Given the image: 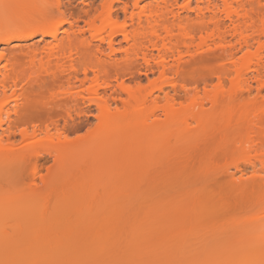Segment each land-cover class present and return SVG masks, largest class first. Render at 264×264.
I'll return each mask as SVG.
<instances>
[{"label": "bare ground", "instance_id": "bare-ground-1", "mask_svg": "<svg viewBox=\"0 0 264 264\" xmlns=\"http://www.w3.org/2000/svg\"><path fill=\"white\" fill-rule=\"evenodd\" d=\"M43 1H45L44 2L45 4L43 3ZM115 1L120 2L121 0H115ZM139 1H141V0H138V3L140 4ZM148 1L149 2L148 3L146 2L147 5H145V6H144L145 2H142L143 4L141 3L143 5V7H141L142 5L140 6L138 3L135 4V6L133 8L134 10H131V11L129 10L127 3L121 2V3H123L122 4L123 7L121 8L120 11L123 13L125 18H128L129 26H127L126 24H123L122 26L118 25L117 20L119 18V15H118L117 11H114L115 6L113 7L111 4H108L109 6L103 5L101 7V10L99 11L97 17L94 18L92 21H90V23H88V25H87L89 34L91 36L90 40H88L85 37L83 31H81V30L79 31L77 29L78 27L76 25L70 27V30H68L67 33L65 32V34H64L65 37L64 38L62 37L63 39L61 38L62 40L61 39L59 40L58 39L59 37L58 38L56 37L57 31L49 30L46 28L47 18L43 17V16H40L39 18H37V17H35V14L30 16L26 20H23L20 24L18 23V24H16V26L4 30L0 34V37L4 38L3 44L10 45V43H12L14 41H16L17 43H21V44L20 45L18 44L19 46H17V49L9 51L7 56H4V55L0 56V59L1 58L7 59V61L9 62V67H10V70H4V72L3 71L1 72V70H0V94H1V97L6 98L7 92H9L10 90H13V92H14V90H17L18 86L22 85L24 82L26 83V84L25 83L24 84L26 86L27 85L30 86L29 89L31 88L32 90H34V89L50 90L49 85L51 83L55 84V85L57 83L59 85H61V83H64L68 86V89H70V88L74 89L75 87H77L76 85H78L77 90L75 89L77 91V93L75 92V96L74 95L71 96V94H69L71 96L70 98L68 97V99H66V100H58L56 96L51 95V100L44 103L43 106H44V109L46 110V116L49 117V119L51 120V118L53 119L54 116H58V112H61V110H62V112H66L67 114H69L70 112H74V109L75 108L77 109L78 107H79V109H77V111L80 110L81 108H80V105H78L79 104L78 101L83 99L84 95H86L87 97L86 96L84 97V100L86 99L84 104H86L87 102H88V105L92 104L91 107H94L95 110L98 112V115H99L98 118H99L101 125H100V130L97 131V133L98 132L99 133L98 134L95 133L94 137H98V139L100 138L98 140L100 143L97 141H96L97 143H95L96 147H99V148H97V150L91 149L92 151H90L89 154L84 152L85 158L89 160V162L88 161L86 162L83 159L85 161V165H87V166L83 167L81 165H78V166L83 167L82 170H81V168H79V169H80L81 173L86 175V178L89 177V176H87V174L89 173L88 171H90V169H92L91 171H94L93 170L94 168H91L92 166H94L96 164L97 165L96 168H97L98 167L97 162L99 160H100V162L103 163V160L101 161L100 158L97 159L99 156L101 158L104 156L102 159H105V157L109 158V156L112 154V155L118 156V159H119L120 158L119 154L116 155L117 153H119V151L120 152L125 151V153L127 151H129L125 154L126 158L122 157L124 159V161L118 160L117 157L112 158L113 156L110 157L112 159H110V158L109 159L110 160L116 159V161L118 160V163H119V161H121V162L127 164V166L129 164L131 166L129 165L128 167L125 168L126 165L124 164V168H123V165H122L123 163H122L121 164L122 166H120V167L118 166V171L115 170V172H117L118 174L119 173L121 174L123 171L125 172V170L129 171L130 167H131V169H130V171H131L133 168V165L135 167V164L137 162V160H134L135 158H137L139 156V155L137 156V154H140V155L142 154L141 152L138 153V151H140L139 148H141L142 145L144 146L145 142H143V140H146L147 143H145V144H147V146L150 147V148H148L149 150H147L146 155H148L147 157H149V156L151 157L154 150L160 149L161 145L163 147H164V145H166L167 140L165 142V139H169V137H176L177 136V135L175 136L176 133L174 134L173 130H172L173 132L171 131L172 128L169 129L170 124H171V126L177 125L180 128H182L183 130H187L190 125H186V124H190V122H193V123H195V125L197 124L196 129L198 130V132H200L201 134L202 133L204 134V131H206L205 133H208V131H210L214 127L215 123H217L218 121L219 122L223 121V122H221V124L223 123V125H225L226 128L230 126L227 129H230L231 127H232L231 129H233V127H235V129L241 128V129H243V131L245 130L244 133L246 132L245 136L248 137V139H247L249 141L248 143L252 146L253 145L255 146V148L252 147L253 154H254L253 158L248 160L247 166L243 167V168L237 166V167H235L234 172H231L228 175V177L230 178L229 179L230 182L227 185V187L231 191H233L235 193H241V194L244 193L246 190L248 191V188H250L249 189L250 191H253L254 189H256V190L257 189H260V190L264 189V178H262V180L260 179V181L253 180L249 183H243L241 181H240V183L235 182L236 176L237 175L243 176V174L246 173L249 168L253 171V173L255 175H259V176L264 175V151H263V149H264V131L263 130L264 129H262L260 127V125L261 126L264 125V124H262V123H264V105L261 102L262 99H264V0H216V2L211 0V1H209V6L206 8L203 7L202 2H199L195 6V8H192L190 6V4L187 3V5H185V7L183 8L185 10V13H182V12H179V11H176L173 9L175 2H176V1L173 2V0H148ZM38 2L40 3L39 5H41L42 10L45 9L47 12H49V13L46 12V14H48L49 17L51 15H54V13L60 15L62 13L61 12L62 8L65 7L64 3H62V0H53V2H48V3L46 0H38ZM65 8H67V7H65ZM183 9H182V11H183ZM192 13L194 14L193 18L191 17ZM97 23H99L98 26H97ZM38 35L40 36V38L51 37L53 42L52 43L51 42L44 43V44H42L43 47H41V48L39 47L41 45L40 43H39L40 44L39 46H37V44L34 45V43H32L33 45L31 44L29 46H27V44L22 45L23 42L30 41L31 39H33L34 37H37ZM119 37H121V38H119ZM39 41H42V40H39ZM46 41H44V42H46ZM95 41H96V43L93 44L92 42H95ZM121 41L126 43L125 44V45H127L126 49L122 45ZM208 52L211 55H212V53H213V55L217 54L215 56H218L217 58L222 62V64L226 65V69L222 68V70H218L215 73V75L217 77V83L218 84L213 89L208 90L206 87H209L210 86L209 84H211V83H209L210 78L201 77V81H203L202 85L204 84V87L207 89L206 90L204 88V94L203 95L205 98L204 97H203V99L199 98L198 93L200 92L199 91L200 89H198V86H196L197 88H194L195 89V90H193L194 93H191V90L187 89V90H189V92H188L186 90V88H185L186 86H185L183 88L185 89L186 92L182 88V90L184 91V92L182 91V93H184V95L187 99H186V101H184L185 103L184 102L180 103L175 98L176 94H178V92H180V90L176 91L177 88L175 89L176 86L174 87V85H175L174 82L173 81L170 82V83H172L171 84L172 87H171L170 83L168 85L170 86V88H174V90L172 89V91L175 92V93H173L175 96L171 95L168 92L169 89H167V91H166V86L163 87L165 81L169 78V76L175 77L177 79L180 78V80L181 79L183 80L184 78H186L187 75L185 76L183 73H186L184 71L188 70V68L190 67L189 65H193V64H191L193 61L197 62V60L201 59L202 56H204L205 53H208ZM207 56H208V54H207ZM23 60H26V61L28 60L29 63L28 62L25 63V61H23ZM22 62L25 64H23ZM27 64H30V65H27ZM21 66H23V67L21 68ZM51 66H53L55 69L53 67L51 68ZM25 67L30 69V70L26 69ZM111 69H113V70H111ZM114 69L115 70L117 69V72L118 71L119 72L115 73ZM110 71H113L115 74H117V75H115L116 76L115 79L110 78L111 74H112V73H110ZM141 71H143L144 74ZM136 72L138 74L142 73L146 77V79H148L149 76H152V75L154 76L155 73H158L159 77L161 79H163L162 80L163 82L160 86L150 85L149 88H144V87H142V85L140 83V82H142L141 78L138 79L136 77V75H135ZM90 75H92V78ZM124 75L125 76L129 75V77H130L129 80L126 81L124 79ZM80 76H82V79H80ZM182 76H184V77H182ZM203 78H207V79H203ZM226 81H228V82H226ZM226 83L229 85L228 88L226 86L227 85ZM48 86H49V88H48ZM79 87L81 90L78 89ZM78 90H80L82 95H80ZM82 90L84 92H82ZM172 91H171V93H172ZM254 92H255V96L252 95V94H254ZM83 93H84V95H83ZM77 95L82 96V98H80L79 96H78L79 97L78 98ZM52 97H54V98L56 97L58 102L56 100H54V98L52 99ZM76 98H78L79 100H77ZM197 99L199 100V102L197 101ZM53 101H55V102H53ZM0 103H1V101H0ZM28 103L20 104V103L16 102L11 110L8 108V106L7 107L5 106V109H3L2 113L7 112V121H8L7 123H8V125H11V123L13 121L14 122L22 121L25 117L30 116L32 114V112H34L33 111L34 106H32V105L30 106V104H28ZM7 105H10V104H7ZM55 107L57 109L61 108V110L60 109L57 110ZM2 108L3 107L0 104V113L2 111L1 110ZM51 108L52 109L55 108L56 112H54ZM76 109H75V111H76ZM85 109H84V111H85ZM87 109L85 112L89 113L90 111H88ZM82 111H83V109H82ZM80 112H81V110H80ZM80 112L78 113L79 115L84 114V112H81L82 114ZM160 116L163 117V120L160 118ZM220 119H222V120H220ZM224 121H225V124H224ZM51 122H53V120H51ZM176 123H178V124H176ZM205 123H207L212 128H210ZM168 124H169V126H168ZM202 124L203 125L205 124L207 126V127L205 126L207 129H205V127L202 128L203 127ZM243 124H244V126H243ZM201 125H202V127H201ZM240 125H242V126H240ZM247 125H249V126L251 125V127L248 128L249 126H247ZM256 125H259V128L262 130H259L258 128H256V127H258ZM186 126H187V128H186ZM238 126H240V127H238ZM198 127H201L200 128L201 130L203 129L202 132ZM241 129H239V130H241ZM224 132H225V130H224ZM183 133H184V131H183ZM181 134H182V132H181ZM21 136L24 137V133H22ZM10 137H11V135L8 134V135H6L5 138L8 141L10 139ZM94 137L92 135L93 140H94ZM3 138L4 137H0V145L1 146L4 144V141H5V140H3ZM114 141L117 142V146H115L113 144ZM68 144L71 146L74 145V148H76L75 147L76 143H68ZM110 144H113L115 148L113 147V145L109 146ZM148 144H150V145H148ZM126 145H128L129 147H127ZM139 145H141V146L139 147ZM1 146H0V161L5 160L7 158V156L10 154V150L8 149L9 150L8 151L7 147L5 149H3L4 147L1 148ZM68 147L70 148L69 152H67L68 149H66ZM94 147L95 146H93L92 148H94ZM109 147H112V148H109ZM64 148L66 149V153H65ZM118 148H119V151H118ZM61 149H63L64 152H63V150L61 151ZM61 149H60L61 152L56 153V155L58 157V159L56 157V159L58 160V162H56V163H57V165L59 164L58 166H60L59 167L60 169L62 168V165L64 164V162H62V160L64 158L63 156L64 155L66 156L65 159L67 157H69V159H71L70 156L75 154V153H72V151L74 152V150H71L72 147H70V146H67V147L64 146ZM98 149H99V151L101 149H103V151L99 152V153H101V155H99L97 153ZM104 149L105 150L107 149L106 152L104 151ZM161 149H162V147H161ZM115 150L118 151L116 154H115ZM109 151H110V153H109ZM102 152H103V154H102ZM112 152H114V154ZM123 152H121L122 156H124ZM70 153H72V154L69 155ZM104 153L106 155H104ZM107 153H109L110 155ZM59 154H61V155H59ZM77 156L78 155H76V157ZM82 156H83V154L82 155L80 154V157H82ZM92 158H94V159H92ZM108 158L106 159L107 161H108ZM129 158H130V161L127 160ZM140 158L141 157H138L137 159L139 160ZM59 159H61V160H59ZM95 159H97L98 161L95 162L94 164H92L94 161H96ZM125 159L131 163L128 164L127 161H126L127 162L126 163ZM106 160L104 162H107ZM84 161H82L83 164H84ZM133 161H135V163ZM100 162H99V164H100ZM112 162L115 163V161H112ZM132 163H134V164H132ZM115 165H116V163H115ZM32 166H33L32 170L35 171V173L37 174L38 173V171L36 170L37 167H34V165H32ZM100 167H101V165H100ZM120 169L122 170V172L120 171ZM56 170H57V168H55L54 171L52 172V176H54V178L50 175L51 173H49L50 179L49 178H48L49 180H47V178L45 179V182H44L45 186H48L50 184L49 186L52 187L53 183L54 184L60 183L59 181H61V180H59V178H57L59 176V174L56 173L57 172ZM111 170H113V169H111ZM76 172H77V170H76ZM112 173H113V171H112ZM56 174H57V176H56ZM64 175H66V174H64ZM79 175H81V174H79ZM79 175H78V177H79ZM94 176H95V174H94ZM104 177H106V176H104ZM56 178H57V182H56ZM63 178H65V177L63 176ZM53 179H55V180L53 181ZM71 179H73V181H74V183L72 185V187H73L74 185L77 184V183L75 184V182H77L78 180L75 181L74 178H71ZM71 179H70V181H71ZM81 179H80V182H81ZM67 180H68V182H70L69 179H67ZM99 180H101V179H99ZM122 180H124V179H122ZM83 181H85V179ZM86 181H87V179H86ZM46 182H49V184L48 183L46 184ZM68 182H66V184ZM256 182H261V185L258 186V183H257L258 187H255ZM115 183H117V182H115ZM44 184H42V185L44 186ZM64 184L65 183H63V186H64ZM71 184H72V182L70 183V185ZM80 184H79V186H80ZM118 184H122V183H118ZM56 185H55V187H56ZM70 185H67V186H70ZM60 186H62V185H60ZM67 186L65 185V188H67ZM260 186L261 187L263 186V188H261ZM34 187H36V186H34ZM34 187L32 189H35ZM51 187H49V188L45 187V189L48 188L49 192H50ZM55 187L54 188L52 187V188L55 190ZM74 187L76 188V186H74ZM86 187H87V185H86ZM89 187H91V186H89ZM63 188H61V190ZM65 188L63 190V194H64V191L66 190L65 192H68L66 194H68L70 197L69 193L73 194V191L70 190V191H72V192H70L69 188H67V189H65ZM59 189H60V187H59ZM59 189H57V191ZM77 189H78V187H77ZM87 189H89V188H87ZM37 190L41 191V188H37ZM37 190H30L29 191V194H30V192L31 193L32 192L34 193L35 191L37 192V194H36V192L34 193L35 198H34V196L31 197L33 195V193L30 194V196H29V194L26 195V198L24 197V199L18 198V199H16L17 201L14 199L15 202L9 198L11 201L9 200L10 202L7 201L5 203V204H8V206L4 204L2 207H0V208H4V209H0L1 215L3 214L2 215L3 218H1V216H0V264H154L155 263V261H154V263H147L149 261V259L152 257H150V255H148L150 258H147L146 256H144L146 254V252H148V250L150 249L147 246V244H146V246L149 248L148 250H146L147 248L145 249L143 247V249H145V253L143 251H142L141 255H140V252H138L139 254L136 253L138 251V249L142 247V246L140 247L139 244L135 245L136 242L134 243L135 246L134 245L132 246L130 243H129L128 247L126 246L127 251H129V250L131 251L130 253H132V251H134V250H132L133 248L137 249L136 251H134L136 253V255H134L135 253L134 254L132 253L133 257L128 258L127 257L128 253L125 256L126 253H124V251L127 252L126 248L124 246L125 249H122L123 246L121 245L122 246L121 249L123 250V252L120 254H122V257H124V256L125 257L121 258L120 257L121 255H119V257H118V255H116V256H117V258H121V260L123 259L122 262L119 259H117L116 257L112 258L111 255H110V258H112V262L110 261L107 263V261L110 260L109 257L107 258V255H106V258L108 260L106 259L107 260L106 263L101 262L100 259H102V261H104L105 257H103V256L100 257L99 255L100 254L103 255L104 253H102V252H104L106 249H107V251H105V253L111 254L110 251L108 252V249H110L112 247H110V248H107V247H109L110 245L113 246V245H115V243L117 244L118 239L115 240V238H117V237L114 238L113 235L112 236L110 235V233H112V234H114L113 232L116 233L117 227H119L117 224L121 220V217H118V216H120L119 215L120 213L118 214V216H117V214H116V216H113L111 214L112 211L110 210L111 212L107 211L109 215L104 214V211H105V213H107L106 210H108L111 207H109L107 205V208L108 207L109 208L104 209V210L102 209L103 211H101L98 208V207H100L99 202H98V207L96 205L97 199H95L94 202H92V200H90L92 205H90L89 202L87 204H89L91 206L90 207L91 209L88 208L89 206L86 207L90 211H88L84 214L88 215V214L92 213L93 215H95L97 213V209H99L102 213V214L100 213L99 215H101V216L103 215V216L100 217L101 220H99L98 223L96 222L98 224V225L97 224L96 225L97 226L100 225L103 228L102 229L103 233L95 231V230H94L95 231L94 232L92 230L93 229L92 227H91L92 231L91 230L88 231L90 228V225H89L90 223H88L89 227L87 226L88 230H86L87 227L85 229L82 228L83 225L81 224L82 225V227H81L82 231H81L80 226H78V225H80L79 223L88 222L90 219V218L87 219L88 221L86 219H85L86 221H83L84 219L82 218V215H81V218L83 220L82 219H79V220H81L82 222H80L78 220V218H80L79 217L81 214L80 212H83L82 209L78 210V209H80V207L82 205L80 203L81 197L75 196V198H80V200L76 199V200H78V201H76L75 198L73 199V197L71 195V200H73V203H71L72 204L71 205L70 201L67 202V200H69L70 198H68L67 195H65V196H67L65 198V196L62 194V192H61V194H58L60 191H58V192L56 190H55V192H54V190H53V192L51 191L52 194L53 193L55 194L56 192L58 194V195L55 194V196L53 194L54 200H52L53 196L51 197L50 193L46 194V192L44 193L43 191H41V193H40ZM116 190L118 191V188ZM96 192H98V191H96ZM111 192H113V191H111ZM42 193H43V195H41ZM198 193H196L197 196L196 195L194 196L197 199L194 198L193 199L194 202L191 200V202H193V203L190 204V206H189L190 207L189 212H191L192 214L188 212V213H186L187 215L186 214H183V215H185L187 217L189 222H191V221L196 222L194 224L195 225L198 224V226H199V224L201 223L200 221H202L203 219H204L203 221L207 220L205 217H207L208 214L206 213V211H204V210H206V207H205V203H204L203 198H202L203 194L201 193L198 197ZM37 195H39V197H37ZM29 198L30 199L32 198V199L30 201H28ZM101 198H103V197H101ZM82 199H83V197H82ZM22 200H23V203H22ZM24 200L28 201V202H25ZM84 202L85 201L83 200L82 201L83 206H84V204H86ZM101 202H103V201H101ZM9 203H11V204L9 205ZM12 203H14V204H12ZM112 205H113V203H112ZM118 205H120V204H118ZM76 206L77 207L79 206V207L77 208ZM197 206H198V208H197ZM93 207H95V208H93ZM103 207L106 208V206H103ZM103 207H101V208H103ZM191 207H193V208H191ZM6 208H8L7 210H9V211L13 210L12 213L7 211ZM86 208L84 210H87ZM66 209L68 212L70 211V213L72 215H75V214L77 215L74 218L78 222L74 223L75 220L73 219V221H71L69 223V225L71 227L66 222H68L69 220H72V218L70 219V217H73V216L69 213L70 215L68 214V216H67V218L70 216L67 219L68 221L63 219V215H67ZM186 209L188 210L189 208H186ZM191 209L193 210V212ZM196 209H197V211H196ZM2 210H3V213H2ZM4 210L6 211V216L4 215L5 214ZM75 210H77L76 213H74ZM99 210H98V213H99ZM71 211H73V212H71ZM143 211H141V212H143ZM17 212L19 214H17ZM77 212L79 214H77ZM154 212H156V211H154ZM115 213H116V211H115ZM110 214H111L112 220L110 219L111 217H109ZM179 214H182V213H179ZM106 215H108V216H106ZM121 215H123V214H121ZM189 215H191V216H189ZM84 216H86V215H84ZM155 216L156 215H154V217ZM88 217H91V216H89V215L86 216V218H88ZM92 217H91V219L94 220V218H92ZM113 217L115 219L117 217V219H116L117 221ZM186 217H184L185 220H187ZM198 218H199V221H198ZM61 219H63V220H61ZM113 219L116 222H112ZM147 219H149V218H147ZM190 219H191V221H190ZM60 220H61V222H63L64 220L66 222L61 224ZM162 221H164V219ZM189 222L187 223L186 226H192L193 225V224L190 225ZM72 223L75 226L77 224V226L80 229L75 228V226H73ZM124 223H125V221H124ZM127 223H129V222H127ZM112 224H113V226L117 225V226H115L116 230H114V231L110 230V228H108V226H112ZM134 224H135L134 226L138 227V225H136L137 224L136 220H135ZM104 225H106L107 227ZM179 225L181 226V224H179ZM134 226L132 225L133 228H134ZM140 226H141V224H140ZM167 226L168 225H166V227ZM201 226H202V224H201ZM137 227H135L134 229L132 228L133 233H134V230H136V232L139 230V227L138 228ZM153 227H152V229H153ZM155 227H157V226H155ZM197 228H200V227H197ZM83 229L87 231L86 234H85L86 231H84ZM105 229H106V231H105ZM108 229L110 230V232ZM142 229L143 228H140V230H142ZM159 229H157V230L160 231ZM76 230H78L79 232H77ZM83 231H84V233H83ZM119 231H120V229H119ZM130 231H128V232H130ZM161 231H162V228H161ZM176 231L177 230L175 229V234L178 235L179 230L177 232ZM89 232L91 233V236H93L94 238L90 236ZM140 232H142V231H140ZM140 232H139V234H140ZM146 232H147V229H146ZM170 232H171V230H170ZM188 232H186V234H188ZM190 232L192 233V231H190ZM105 233H106V235L103 236ZM155 233H157V232H155ZM173 233L174 232L172 231V234L171 233L170 234L173 236ZM184 233H183V236H185ZM256 233H258V231H256ZM131 234H132V232H131ZM150 234H151V231H150ZM258 234H259V236H258ZM258 234L255 235V232H254V234L252 233V237H251V234L250 235L248 234V236H250L252 239L247 238L246 240L250 239L251 241L250 240L249 241H250V243L252 242V245H249V242L247 241L248 244L247 243H246L247 245L244 244L246 247L243 245L245 248H242L243 246H241V247H239L240 251H238L239 250V248H238L237 252L236 251H235L236 253L234 252L235 254H233L231 252L233 255H235L234 261H233V262H235V264H240V263L244 264L243 262H245V261H247V262L251 261L249 264H263L262 261L264 260V258H263V256H264V231H262L261 233L259 232ZM81 235H83V236H81ZM86 235H88L87 237L90 238L89 240L86 239L87 238ZM136 235L137 234L135 233V234H132V236H130L131 237L130 242L136 240L135 237L139 236V235H137V236ZM154 235L155 234H153V236ZM162 235H164V234H161L160 236H162ZM177 235H175V236L177 237ZM253 235H255L256 237L258 236L259 241L262 242L261 245L257 244L258 239H256L255 236H253ZM77 236H81L80 238L82 240L81 239H80L81 241L78 240L79 237H77ZM110 236H111V238H113L116 241L115 243H113V245H112V243H110V241H112L109 238ZM126 236H127V234H126ZM151 236H152V234H151ZM175 236H173V237H175ZM132 237L135 239H133ZM166 237H167V241H168L169 235H167ZM173 237H171V238H173ZM74 238H76V241ZM95 238H97V239L101 238V240H99V242H91L92 243L91 245L85 244L84 247H81L82 243H89L91 239H92L91 241L96 240ZM106 238L109 239V241H107V243L109 242V245L107 243H105L107 240ZM123 238H125V237H122V239ZM139 238L137 241H139ZM146 238L148 239V237H146ZM140 239L143 240L142 238H140ZM152 239H155V238L153 237V238H151V240ZM253 239H254V241L256 240V242L252 241ZM85 240H88V241L85 242ZM159 240H160V238H159ZM163 240H165V239H163ZM163 240H161V241H163ZM155 241L152 240L153 243L150 242V243H152V246L154 245ZM167 241H165V242L167 243ZM100 242H101V246H100ZM112 242H114V241H112ZM104 243H105V245H104ZM126 243L128 244V242H126ZM126 243H125V245H126ZM76 244H78V245H76ZM132 244H133V242H132ZM161 244H163V242ZM232 244H233V242H232ZM241 244H243V242ZM256 244H257V246H256ZM86 245H87V247H86ZM106 245H108V246H106ZM105 246H106V248H105ZM118 247H120V246H118ZM156 247H157V249H156ZM225 247H228V246H225ZM158 248H160V246L159 247L155 246L154 250L156 252H158L159 251ZM163 248H165V247H163L161 245L160 253L159 252L157 253L159 256H161V254L163 252L164 253L162 254V256H164L167 253L165 251H167L168 249L167 250L165 249V251H164ZM76 249H77V251L73 252ZM152 249H150V250H152ZM161 249H162V251H161ZM231 249H233V247ZM116 250H117V248H116ZM155 251H153V252H155ZM151 252H150V254H151ZM112 253H113V251H112ZM137 254L140 255V257L137 256ZM113 255L114 254H112V256ZM98 256H99V259L97 260L96 258H98ZM162 256L160 257V259H162ZM164 257H165L164 260H166L167 259L166 255ZM142 258H147L144 260H148V261L143 260L144 261L143 262V261H141ZM245 258H248L249 260L250 259L251 260L248 261V259L245 260ZM114 259L117 261L119 260L118 262H120V263L115 262ZM242 259H244L245 261ZM261 259H262V261H261ZM164 260H161L160 262L163 261L165 263ZM167 261L168 262H166L165 264H172V262L169 263L170 261L168 259H167ZM171 261H173V260L171 259ZM239 261H242V262L239 263ZM149 262H151V261H149ZM174 263H175V261H174ZM245 264H248V263L245 262Z\"/></svg>", "mask_w": 264, "mask_h": 264}, {"label": "rangeland", "instance_id": "rangeland-1", "mask_svg": "<svg viewBox=\"0 0 264 264\" xmlns=\"http://www.w3.org/2000/svg\"><path fill=\"white\" fill-rule=\"evenodd\" d=\"M46 1H47V3L53 2V0H49V1L46 0ZM209 1H211V0H173V2H175V5H174L175 8L173 7V9L176 11L185 13V10L183 8L185 7V5H187V3H189L192 8H195V6L199 2H202L203 7L206 8L209 6ZM213 1L216 2V0H213ZM44 2L45 1H43V3ZM121 2L127 3L129 10L131 11V10H134L133 8H134L135 4L138 3V0H121L120 2L119 1L116 2L115 0H62V3H64L65 7H67V8L63 7L61 10L62 13L60 15L54 13V15H51L50 17L48 14H46L47 11L45 9L44 10L41 9L42 7H41V5H39L40 3L38 2V0H0V34L4 30L12 28V27L16 26V24H18V23L20 24L23 20H26L27 18H29L30 16L35 14V17H37V18H39L40 16L47 18L46 28L49 30L57 31L56 37L57 38L59 37L58 38L59 40L62 37L64 38L65 32L67 33L68 30H70V27H72L74 25H76L78 27L77 29L79 31L80 30L83 31L85 37L88 40H90L91 36L89 34L87 25H88V23H90V21H92L94 18L97 17V15H98V13L101 10V7L103 5L109 6L108 4H111L113 7L115 6L114 11H117L118 15H119V18L117 20L118 25L122 26L123 24H126L127 26H129L128 18H125L123 13L120 11L121 8L123 7L122 6L123 3H121ZM139 2H140V4L139 3L138 4L140 6L143 4L142 2H145L144 3V6H145V5H147L146 2L148 3L149 1L148 0H145V1L141 0ZM141 7H143V5ZM182 9H183V11H182ZM47 13H49V12H47ZM193 16H194V14L192 13L191 17L193 18ZM98 25H99V23H97V26ZM119 38H121V37H119ZM3 39H4L3 37H0V56L1 55L7 56L9 51L17 49V46H19L21 44V43H17L16 41H14V42L10 43V45H5V44H3ZM39 40H42V41H39ZM43 40L44 41L47 40V41L44 42ZM47 42L48 43L53 42L51 37L40 38V36L38 35L37 37H34L30 41L23 42L22 45L27 44V46H29L32 43H34V45L37 44V46H39L41 44L39 46L41 48V47H43L42 44L47 43ZM92 43L94 44V43H96V41L92 42ZM121 43L126 49V46H127V45H125L126 43H124L122 41H121ZM207 54H208V56H207ZM215 55H217V54H215ZM215 55H213V53L211 55V54H209V52L205 53V55L202 56L201 59L198 58L199 60H197V62L193 61L191 63L193 65H189L190 67L188 68V70L184 71L186 73H183V74L185 76L187 75L186 78H184L183 80L182 79L180 80V78L177 79L175 77L169 76V78L165 81L163 87L166 86V91H167V89H169L168 92L171 95H174L173 93H175V92L172 91V89L174 90V88H170V86L168 85L170 82L173 81L175 84L174 87L176 86L175 89L177 88L176 91L180 90V92H178L179 95L176 94L175 98L181 103V102L186 101V99H187L185 97L184 93H182V91H183L182 88L186 86L185 87L186 90L189 89V90H191V93H194V91H193V90H195L194 88H197L196 86H198V89H200L199 90L200 92L198 93L199 98L203 99L205 87H204V84L202 85L203 81H201V77L210 78L209 83H211V84H209L210 86L206 87V88L208 90L209 89L211 90L218 84L217 83V77H216L215 73L218 70H222V68L226 69V65L225 64L223 65L222 62L217 58L218 56H215ZM23 61H25V63H27V62L29 63L28 60L27 61L23 60ZM25 63H23V64H25ZM27 65H30V64H27ZM22 67L23 66H21V68ZM52 67L53 66H51V68ZM26 69H28V68H26ZM0 70H1V72L2 71L4 72V70H10L9 62L7 61L6 58L0 59ZM28 70H30V69H28ZM111 70H113V69H111ZM114 71H115V73L119 72V71L117 72V69L116 70L114 69ZM141 72L144 74L143 71H141ZM110 73H112L110 78L115 79V77H116L115 75H117V74H115L113 71H110ZM142 73L138 74L136 72L135 75L138 79L141 78L142 82H140V83H141L142 87H144V88H149L150 85L160 86L163 82L162 81L163 79H161L159 77L158 73H155L154 76L153 75L149 76L148 79H146V77ZM125 75H124V79L126 81L129 80V78H130L129 75H127V76H125ZM90 76L92 78V75H90ZM182 77H184V76H182ZM207 78H203V79H207ZM80 79H82V76H80ZM226 82H228V81H226ZM23 84L19 85L17 90H14V92H13V90H10L9 92H7L6 98H2L1 94H0V101H1L0 104L3 107L1 109L2 110L1 113L3 112V109H5V106L6 107L8 106V108L11 110L16 102H18L20 104H25V103L29 102L28 104H30V106L31 105L34 106L33 107L34 112H32V114L30 116L25 117L22 121H19V122L13 121L11 123V125H8V123H7L8 122L7 121V112L2 113V114L0 113L1 114L0 115V137H4L3 140L6 141V142L4 141V144L2 146L1 145L0 146H1V148L4 147L3 149H5L7 147V150L8 149L10 150V154L7 156V158L5 160L0 161V207H2L7 201L10 202L11 201L10 199H12L14 201V199L16 200L18 198H20V199H24V197L26 198V195L29 194L30 190H37V188H41V191H43L44 193L46 192V194L50 193L51 197H52L54 194V193L52 194V192L54 190L53 188L55 187L56 184L57 185L55 187V190L57 191V189H59V187H60V189L58 190L60 192L58 194H61V192L63 194V190L65 188V185L66 186L70 185V183L72 182V184L70 186H67V188H69V191L72 190L74 195L69 193L70 194V197H69V195L66 194L68 192H65L66 190L64 191L63 195L64 196L67 195L68 198H70L69 200H67V202L70 201V204L73 203V200H71V195H72L73 199L75 198V196L81 197L80 203L82 205H81L80 209H78V210L82 209L83 212H80L81 213L80 216L78 215L80 218H78V217L77 218H78V220L83 218L84 219V220L82 219L83 221H86L87 219L90 218L89 221L87 220L88 222H82L81 220H79L80 222H82V223H79L80 225H78V226H80V228L83 225L82 228L85 229L87 226L89 227V225H90L89 230H88V227L86 228V230L90 231L93 228L92 229L93 231L95 230V231L103 233V230H102L103 228L100 225L97 226L98 221L101 220L100 217L103 216V215L102 216L99 215L101 213V211L111 207L108 210H106V212L111 210L112 211L111 214L113 216H116V214L118 216V214L120 213L119 214L120 216H118V217H121L122 221L119 219L120 222L118 221L119 223L117 225L119 227H117V230L115 227L117 225L113 226V224H112V226H108V228H110V230H113V231L116 230V233L113 232L114 234L110 233V235L111 236L113 235L114 238L117 237V238H115V240L118 239L119 241L117 240V244H116L115 243L116 241L113 238H111V236H110L109 238L112 241H114V242L110 241V243H112V245H113V243H115V245H113V246L110 245L109 247H107V248L112 247V248L108 249V252L110 251L111 254L105 253V251H107V249L104 252H102V253H104L103 255H101L100 253H99L100 255L98 254L100 257L101 256L105 257L104 261H102V259H100L101 262H105V263L108 260L107 259L108 257L110 260H108L107 263L110 261L112 262V258H114V257L117 258L116 255H118V257H119V255H121L120 257L124 258L128 253V255H127L128 258L133 257L132 253L134 254L135 253L134 251H136L137 249L133 248L132 250H134V251H132V253H130L131 251L129 249H128L129 251H127L126 246L128 247L129 243L133 246L134 243L136 242L135 245L139 244L140 247L142 246L136 252V253L140 252V255H141L142 251L145 253L146 248H147L146 250H148L149 248L150 249L153 248L152 250L155 251L154 250L155 246H158V247L160 246V248H161V245H162L163 247H165V248H163L164 251H165V249L169 250V251L168 250L165 251V252H167L165 255H166V258L170 261L169 263L172 262V264H178V263L179 264H191V263L192 264H235V262H233L235 255H233V254H235L237 252L238 248L243 246L244 244H246L247 241L249 242V245H252V242L250 243L251 240L249 239L250 240L249 241L246 239L251 238L252 233L254 234V232L256 235L259 232L261 233L262 231H264V189H261V190L260 189H257V190L254 189L253 191H250L249 190L250 188H248V191L246 190L244 193L241 194V193H235L227 187V185L230 182V180H229L230 178L228 177V175L231 172H234L235 167H237V166H239L241 168L246 167L248 160L253 158V155H254L252 147L255 148V146L254 145L252 146L248 143L249 142L247 140L248 137L245 136L246 132L244 133L245 130L243 131V129H241V128L235 129V127H233V129H231L232 127L230 129H227L230 126L226 128L225 125H223V123L221 124V122H223V121H221V122L218 121L217 123H215V125L213 124L214 125L213 128L211 126H209L207 123H205L212 129L210 131H208V133H205L206 131H204V134L203 133L201 134L196 129L197 124L195 125V123H193V122H190V124H186V125H190L187 130H183L182 128L177 126L176 124H178V123L175 124L176 126H173V125L171 126V124H170L169 129L172 128L171 131L173 130L174 134L176 133L175 136L176 135L178 136L179 134L180 135L178 137L177 136L176 137H169V139H165V142L167 140L166 145H164V147L161 145V147H162V149L160 147L161 150L158 149V150H154V152L152 151L153 154L151 157L150 156L147 157L148 155H146L147 150H149L148 148H150V147H148L147 144H145V143H147L146 140H143V142H145L144 146L142 145V147L139 148L140 151H138V153L141 152L142 154L141 155L137 154V156L139 155L138 157H141V158L139 160L137 159L138 157L134 159V160H137V162L135 164V167L133 165V168L131 171H130V169H131V167H130L129 171L127 170L128 172L125 170L126 173L124 171L122 172L121 169H120V171L122 173L121 174L119 173L120 175L117 172H115V170L118 171V166L120 167L123 165V168H124L125 163L121 162L122 160L124 161V159L122 157L126 158L125 154L127 152H129V151H127L125 153V151L124 152L121 151V152H123V155H124V156H122V154L118 148L119 153H117L118 151L115 150V154L116 153H117L116 155L119 154V156H120L119 159H118V156H115L112 154L110 155L109 154L110 151L107 154L110 155V156L108 155L109 158L111 156H113L112 158L117 157L118 160H121V161H119V163L121 162L120 164L118 163V160L116 161V159L110 160L112 158L109 159L107 157L108 161H109L108 162L106 160L107 159L106 157H105V159H102L104 156L102 158L99 156L97 159L100 158L101 161L103 160V163L100 162V160L98 161L97 159H95L96 161H94L92 164H94L95 162L98 161L97 162L98 167L96 168V166H97L96 164L94 166L91 165L92 166L91 168H94L93 169L94 171H91L92 169H90V171H88L89 175L87 174V176H89L90 178L89 177L86 178V175L81 173L79 168H81V170H82V168L84 166H87V165H85V161L89 162V160L85 158L84 152L89 154L90 151H92L94 149L97 150V148H99V147H96L95 143L99 142L98 140L100 138L98 139V137H94L95 133H97V131L100 130V125H101L99 118H98L99 117L98 112L95 110L94 107H91L92 104L88 105L87 101H86L87 103L84 104V102L86 100V99L84 100V97L86 95H84V93H83L84 97H83V99H81L83 102L78 99L79 97L82 98V96L77 95V97L78 96L79 97L76 99L80 101V102L78 101V103H79L78 105H80L81 112H84V114L86 113L85 115L82 114L80 112V110L77 111V109H79V107L77 109L75 108L76 111L74 109V112H70L69 114H67L66 112H62L61 108L57 109L55 107L57 110L60 109L61 112H58V116H54L53 119L51 118V120H53V122H51L49 117L46 116V110L44 109L43 104L46 103L47 101L51 100V95L56 96L58 100H66V99H68V97L70 98L73 95L75 96V92L77 93L76 90H77L78 85H76L77 87H75L74 89H71V88L68 89V86L64 83H61V85H59L58 83L56 85L51 83L49 85L50 88L48 86V88L50 90H46V89H34V90H32L31 88H30L31 89L30 90L29 89L30 86L27 85L28 86L27 87L25 85L26 83L24 85ZM171 84L172 83H170V85ZM226 86L228 88L229 85L227 84ZM171 87H172V85H171ZM78 89H80V87ZM80 90H78V91H79L80 95H82ZM83 90H82V92H84ZM189 90H187V91L189 92ZM171 91H172V93H171ZM184 91H185V89H184ZM69 94H71V96ZM252 95L255 96V92ZM56 97L55 98L52 97V99L54 98V100L57 101ZM197 101L199 102L198 99H197ZM53 102H55V101H53ZM261 102L264 105V99H262ZM7 104H10V105H7ZM88 107L90 109L91 108L92 109L90 110ZM55 108H53V109L51 108V109L54 112H56ZM85 108L86 109L88 108L87 110L90 112L89 113L85 112L86 111ZM82 109H83V111H82ZM84 109H85V111H84ZM79 112L83 116L79 115L78 114ZM160 118L163 120L162 116H160ZM220 120H222V119H220ZM205 124L204 125L202 124L203 127H202V125H201V127L204 128L206 126ZM224 124H225V121H224ZM262 124H264V123H262ZM259 125H256V126H258L256 128H258L259 130L264 129V125H262V126L260 125V127L262 129L259 128ZM168 126H169V124H168ZM240 126H242V125H240ZM240 126H238V127H240ZM243 126H244V124H243ZM247 126H249V125H247ZM201 127H198V128L200 129ZM206 127H205V129H207ZM250 127H251V125L248 128H250ZM186 128H187V126H186ZM223 129L225 130V132ZM239 129H241V130H239ZM182 130L184 131V133ZM202 130H201V132H202ZM180 131L182 132V134ZM22 133H24V137L21 136ZM8 134L11 135V137L9 139L10 141L9 140L7 141L5 138L6 135H8ZM92 135H93L95 141L93 140ZM68 143H76V145H75L76 148H74V145L71 146ZM113 144L115 146H117L116 141H114ZM113 144H110L109 146H111ZM114 145H113V147H114ZM148 145H150V144H148ZM64 146L65 147H67V146L72 147L71 150H74V152L72 151V153H75V154L70 156L71 159H69V157H67L65 159L66 156L64 155L63 156L64 158L62 157L63 158L62 162H64V164L62 163L63 165H62V168L60 169L59 168L60 166H58L59 164L57 165V163H56V162H58V160H57L58 157H57L56 153L61 152L63 150L61 148H63ZM93 146H95V147L92 148ZM126 146L129 147L128 145H126ZM140 146L141 145H139V147ZM109 148H112V147H109ZM60 149H61V151H60ZM66 149H68L67 152H69L70 148L68 147ZM66 149L64 148L65 153H66ZM64 150H63V152H64ZM106 150L104 149L105 152H106ZM100 151H103V149H101ZM100 151H99V149L97 151V153L99 155H101V153H99ZM263 151H264V149H263ZM72 153H70L69 155H71ZM79 153L81 155L83 154V156L80 157ZM112 153L114 154V152H112ZM102 154H103V152H102ZM59 155H61V154H59ZM76 155H78V156L76 157ZM104 155H106V154L104 153ZM56 157H57V159H56ZM61 159H59V160H61ZM92 159H94V158H92ZM81 160L84 161V164L82 163ZM105 160L108 163L104 162ZM127 160L130 161V158ZM127 160L125 159V162ZM112 161H115L117 166ZM99 162H100V164H99ZM133 162L135 163V161H133ZM129 163H131V162H128V164ZM134 163H132V164H134ZM32 165H34V167H37L36 168V170L38 171L37 174L35 173V171L32 170V167H33ZM78 165H81L83 167L78 166ZM100 165L102 168L100 167ZM125 165H126L125 166V168H126L130 164L128 166H127V164H125ZM55 168H57V170H56L57 172L56 171L55 172L57 174H59V176L57 178H59V180H61V181L58 180L60 183H56L57 182V178H56V182H55L56 184H54V183L52 184L53 188L51 186H49L50 185L49 182H46V184L48 183L49 185L45 186V184H44L45 179L46 178H47V180L50 179L49 177H50V175L52 176V172L54 171ZM109 169L110 170L113 169V170L110 171ZM76 170H77V172H76ZM112 171H113V173H112ZM49 173H51V174L49 175ZM57 174H56V176H57ZM64 174H66V175H64ZM77 174L78 175L81 174L83 177L81 175H79V177H78ZM94 174H95V176H94ZM63 176L65 178H63ZM104 176H106V177H104ZM52 177L54 178V176H52ZM70 177L74 178L75 181L78 180L77 182H75V184L76 183L77 184L74 185V186H76V188L74 186L72 187L74 181ZM79 178L80 179L82 178L81 182H80ZM262 178H264V175H260V176L255 175L253 173V171L249 168L247 170V172L243 174V176L237 175L235 182L240 183V181H241L243 183H249L253 180L260 181V179L262 180ZM67 179H69V181L71 179V181L68 182ZM84 179H85V181H83ZM86 179H87V181H86ZM99 179H101V180H99ZM122 179H124V180H122ZM54 180L55 179H53V181ZM66 182H68V183L66 184ZM115 182H117V183H115ZM63 183H65L64 186H63ZM118 183H122V184H118ZM257 183H258V186L261 185V182H256L255 187H258ZM42 184H44L45 187H48V188L51 187L50 192H49V189L46 188L47 189L46 190ZM79 184H80V186H79ZM60 185H62L64 188ZM86 185H87V187H86ZM34 186H36V187H34ZM89 186H91V187H89ZM33 187L35 189H32ZM77 187H78V189H77ZM61 188H63V189L61 190ZM67 188H65V189H67ZM87 188H89V189H87ZM117 188H118V191L116 190ZM261 188H263V186ZM55 190H54V192H55ZM37 191H39L41 193L40 190H37ZM72 191H70V192H72ZM96 191H98V192H96ZM111 191H113V192H111ZM57 192L55 194H57ZM32 193L30 192V194H32ZM34 193L31 197L34 196V198H35ZM196 193H198V197L201 193L203 194L202 195L203 197L202 196L201 197L203 198V201H204L205 207H206V210H204V211H206V213L208 214L207 215L208 218L205 217L207 220L203 221L204 220L203 219L202 220L203 222L200 221L201 223L199 224V226H198V224H196L197 226L194 224L196 222L191 221L192 218L190 219L191 222H189L187 217L185 215H183V214H186L190 211L189 206H190V204H192L194 202L193 199L196 198V197H194L195 195L197 196ZM30 194H29V196H30ZM36 194H37V192H36ZM55 194H54V196H55ZM39 195H37V197H39ZM41 195H43V193ZM54 196L52 197V200H54L53 199ZM67 196H65V198ZM82 197H83V199H82ZM101 197H103V198H101ZM31 199L29 198L28 201H30ZM76 199L80 200V198H75V200ZM95 199H97L96 200L97 201V204H96L97 207H98V202H99L100 207H98V208L101 211L99 209H97V213L99 210V213L98 214L96 213L97 215L96 214L93 215L92 213L88 214L91 217L93 216L92 217V218H94V220H93V219H91V217L86 218V216H88V215L84 214V213L90 211L88 209L91 207L90 205H92L90 200H92V202H94ZM83 200L85 201L84 203H86V204H84V206L82 203ZM191 200L193 202H191ZM28 201H25V202H28ZM76 201H78V200H76ZM101 201H103V202H101ZM88 202L90 205L87 204ZM22 203H23V200H22ZM112 203H113V205H112ZM10 204L11 203H9V205ZM12 204H14V203H12ZM118 204H120V205H118ZM5 205L8 206V204H5ZM107 205L109 206L108 208H107ZM103 206H106V208ZM86 207H88V208H86ZM95 207H93V208H95ZM101 207H103V208H101ZM85 208L87 210H84ZM186 208H189V209L187 210ZM191 208H193V207H191ZM197 208H198V206H197ZM0 209H4V208H0ZM7 209L8 208H6V210ZM114 210L116 211V213ZM7 211H9V210H7ZM12 211L13 210H10L9 212L12 213ZM76 211L77 210H75L74 213H76ZM141 211H143V212H141ZM154 211H156V212H154ZM196 211H197V209H196ZM66 212H67V215H63V219L68 221L67 219L70 216L68 218H67V216L70 213V211L68 212L66 209ZM71 212H73V211H71ZM192 212H193V210H192ZM2 213H3V210H2ZM179 213H182V214H179ZM189 213H191V212H189ZM17 214H19V213L17 212ZM77 214H79V213L77 212ZM104 214H108V212L105 213V211H104ZM111 214L109 217H111ZM121 214H123V215H121ZM2 215L0 213L1 218H3ZM4 215L6 216V211H5ZM81 215H82V218H81ZM84 215H86V216H84ZM108 215H106V216H108ZM154 215H156V216L154 217ZM72 216L73 217H70V219L72 218V220H69L68 222H66L65 220L63 222H61V220H63V219H61L60 220L61 224L66 222L69 225V223L71 221H73V219L75 220L74 223L75 222L77 223L78 221H76V219L74 218L77 215L75 214ZM189 216H191V215H189ZM184 217H186L187 220H185ZM147 218H149L150 220L152 219L153 221L152 220L150 221ZM110 219L112 220V217ZM114 219L112 222L117 221L116 220L117 217L115 219L116 221H114ZM161 219L162 220L164 219V221H162ZM123 220L125 221V223ZM135 220L137 223L136 225H138V227L140 226V224L142 226V227L141 226L139 227V230L137 231L138 233L136 232V230H134V233H133V229L135 227H137V226H134ZM187 221L189 222L190 225H192V224L193 225L192 226H186L188 223ZM198 221H199V218H198ZM127 222H129V223H127ZM88 223H90V224L88 225ZM179 224H181V226ZM201 224L203 227L201 226ZM132 225L134 226V228L132 227ZM166 225H168V226L166 227ZM73 226H75V225L73 224ZM76 226H77V224H76ZM76 226H75V228L80 229L78 226L77 227ZM104 226H106V225H104ZM155 226H157L158 228ZM152 227L154 230L152 229ZM197 227H200V228H197ZM82 228L80 229L81 231H82ZM140 228H143V229L140 230ZM161 228H162V231H161ZM119 229H120V231H119ZM146 229H147V232H146ZM157 229H159L160 231H158ZM169 229L171 230V232ZM175 229L177 231L179 230L178 235L175 234ZM86 230H84V231H86ZM110 230H109V232H110ZM76 231L79 232L78 230H76ZM84 231H83V233H84ZM105 231H106V229H105ZM128 231H130V232H128ZM140 231H142V232H140ZM150 231H151L152 236L150 234ZM172 231L174 232L173 236L177 235L178 238L176 236L173 237L171 235ZM185 231L186 232L189 231L188 234H186ZM190 231H192V233ZM256 231H258V233H256ZM131 232H132V234L136 233L137 235H139V236L136 235L137 236V237H135L136 240L132 241L133 244H132V242H130L131 241L130 236H132ZM139 232H140V234H139ZM155 232H157V233L159 232V233L157 234ZM86 233H87V231L85 232V234ZM183 233L185 234V236H183ZM126 234H127V236H126ZM153 234H155V235L153 236ZM161 234H164L165 236L164 235L160 236ZM248 234L249 235L251 234V237L248 236ZM83 235H81V236H83ZM105 235H106V233L103 236H105ZM167 235H169L168 241H167V237H166ZM255 235H253V236H255ZM81 236H77V237H79L78 240L81 239L80 238ZM87 236L88 235H86V237ZM90 236H91V233H90ZM258 236H259V234H258ZM258 236L257 237L255 236V238L258 239ZM91 237H93V236H91ZM122 237H125V238L122 239ZM139 237L142 238L143 240H141ZM146 237H148V239ZM153 237L155 238V239H152L153 241H155V240L156 241L158 240V241L157 242L155 241L154 245L152 246L153 242H152L151 238H153ZM158 237L160 238V240ZM171 237H173V238H171ZM135 238H133V239H135ZM138 238H139V241H137ZM74 239L76 241V238H74ZM86 239L89 240L90 238L87 237ZM95 239L96 240H94V241L90 240L89 243H82L81 247H84L85 244L91 245L92 244L91 242H99V240H101V238H99V239L95 238ZM163 239H165V240H163ZM254 239L252 241H254ZM88 240H85V242ZM161 240H163V241H161ZM107 241H109V239H107L106 242L105 241L104 242L107 243ZM165 241H167V243ZM126 242H128V244ZM150 242H152V243H150ZM162 242L164 245L161 244ZM232 242L234 245L232 244ZM242 242H243V244H241ZM254 242H256V240ZM259 242L260 241L258 239L257 244L261 245L262 242H260V243ZM105 243H104V245H105ZM125 243H126V245H125ZM107 244L109 245V242ZM146 244L149 248L146 246ZM257 244H256V246H257ZM76 245H78V244H76ZM108 245H106V246H108ZM100 246H101V242H100ZM106 246H105V248H106ZM118 246H120V247H118ZM124 246H125L127 252L124 251V253H126V254L124 257H122V254H120V253L123 252L122 249H125ZM225 246H228V247H225ZM244 246L242 248L246 247V246L245 247ZM86 247H87V245H86ZM115 247L117 248V250ZM121 247H122V249H121ZM143 247L145 249H143ZM232 247H233V249H231ZM160 248H158L159 251L157 250L159 253H160ZM77 249L74 250L73 252L77 251ZM156 249H157V247H156ZM111 250L113 251V253ZM149 250H148V252H146V254L144 256H146L147 258L152 257L149 259V261H151V262H149L148 260H144L147 258H142L141 261H143V260L148 261L147 263H154V261H155L154 264H160V263L165 264L166 262H168L167 259L164 260L165 255L162 256V254L164 252L163 253L161 252L162 253L161 254L162 259H160L161 256H159L157 254L158 252H156V251L153 252L152 250H150V251ZM161 251H162V249H161ZM238 251H240V248ZM115 252L116 253L118 252V253L116 254ZM150 252H151V254H150ZM136 253L134 255H136ZM112 254H114L115 256L114 255L112 256ZM138 254H137V256L140 257V255H138ZM106 255H107V258H106ZM110 255L112 258H110ZM148 255H150V257ZM99 256H98V258H96L97 260L99 259ZM121 258H117V259H119L122 262L123 259L121 260ZM263 258H264V256H263ZM171 259L173 261H171ZM246 259H248V258H245V260ZM262 259H261V261H262ZM157 260L159 262L161 260H164L165 263L163 261L159 263ZM242 260H244V259H242ZM250 260L248 259V261H250ZM114 261L118 262L115 259H114ZM174 261H175V263H174ZM240 262H242V261H239V263ZM245 262L249 264L251 261L250 262L245 261ZM245 262H243V263L245 264ZM262 262L264 264V260ZM118 263H120V262H118Z\"/></svg>", "mask_w": 264, "mask_h": 264}]
</instances>
